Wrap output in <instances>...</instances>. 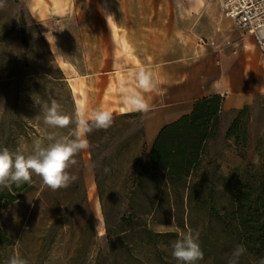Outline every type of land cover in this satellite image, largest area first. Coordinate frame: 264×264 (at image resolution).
<instances>
[{"label":"rangeland","instance_id":"obj_1","mask_svg":"<svg viewBox=\"0 0 264 264\" xmlns=\"http://www.w3.org/2000/svg\"><path fill=\"white\" fill-rule=\"evenodd\" d=\"M46 4L0 0V143L25 155L35 140L47 146L74 139L70 131L75 125L77 130L69 73L54 57L36 16ZM53 100L72 117L69 126L44 123L43 108ZM241 120L245 138L236 152L221 144L204 150L189 192L178 183L165 193L161 175L143 168L147 150L139 115L113 116L95 160L84 150L89 211L80 193L50 188L42 197L45 184L35 173L16 201L0 200V264L14 253L28 264H182L172 256V244L188 229L199 232L204 259L197 264H228L238 243L233 235L238 210L248 222V209L236 204L235 195L242 186H256L264 173V95ZM95 171L103 179L102 200L96 190L93 198L88 195ZM9 189L0 188L4 194ZM96 201L101 233L95 226ZM249 259L245 252L239 264Z\"/></svg>","mask_w":264,"mask_h":264},{"label":"crops","instance_id":"obj_2","mask_svg":"<svg viewBox=\"0 0 264 264\" xmlns=\"http://www.w3.org/2000/svg\"><path fill=\"white\" fill-rule=\"evenodd\" d=\"M48 1L36 16L86 120L99 110L136 113L124 100L140 92L150 105L139 112L148 157L166 125L217 95V135L205 150L221 144L236 152L227 131L239 111L253 109L264 95V57L251 35L222 16L221 0ZM142 68L151 72L149 92L138 85Z\"/></svg>","mask_w":264,"mask_h":264},{"label":"trees","instance_id":"obj_3","mask_svg":"<svg viewBox=\"0 0 264 264\" xmlns=\"http://www.w3.org/2000/svg\"><path fill=\"white\" fill-rule=\"evenodd\" d=\"M220 102L221 97L217 95L198 101L190 115L166 125L159 133L143 168L161 175L163 182L161 192L166 193L178 183H181L185 190L187 188L190 190V184L187 186L186 178L197 170L207 142L217 135ZM247 109L245 107L239 111L227 131V138L233 139L237 147L239 141L244 142L245 132L242 129L241 118ZM136 115H139V112L125 114L124 117ZM87 121L91 128L95 125L94 120ZM75 129L76 125L70 131L71 137H74ZM105 133V129H99L97 132L91 130L85 136L89 141L88 153L93 161L96 158L95 148L101 150L104 147L102 137ZM0 149H2L1 143ZM84 153V150L80 151L75 156L77 163L69 168L70 173L77 177L76 181L61 190L66 193H80L84 207L89 211L90 205L87 200V185L84 176ZM94 183L97 194L102 200L103 179L97 171L94 174ZM25 184L17 186L11 183L9 191L5 194L0 190V200L5 198L6 203L16 201L21 196L19 191L23 190ZM135 185L138 186L139 182L136 181ZM49 191L50 187L45 184L41 190V196L45 197ZM235 202L241 208L247 207L248 222L238 210V224L233 229V235L238 240L237 245L243 244L246 247V253L250 257L248 264H259L260 260L264 259V173L256 186L240 187L235 195Z\"/></svg>","mask_w":264,"mask_h":264},{"label":"clouds","instance_id":"obj_4","mask_svg":"<svg viewBox=\"0 0 264 264\" xmlns=\"http://www.w3.org/2000/svg\"><path fill=\"white\" fill-rule=\"evenodd\" d=\"M109 17L108 20H111ZM138 85L143 91L149 92L153 88L151 72L141 69L137 74ZM125 105L136 112L146 113L150 110L149 103L140 92L132 91L125 96ZM44 123L55 128H64L72 122V117L62 114L60 105L56 100L51 106H44ZM96 128L106 129L113 121L112 113L107 110H99L93 113ZM77 130L74 139L61 138L44 146L41 140L34 141V147L30 154H23L8 148L0 149V188L9 187L10 183L19 186L21 183L31 181L32 174L39 175L44 184L53 190L67 188L77 177L70 173L69 168L77 161L75 156L89 147V141L85 138L92 128L84 118L80 109H77ZM53 139V137H49ZM257 160L259 157L257 156ZM172 256L182 264H197L204 259V253L199 243V232L188 229L181 234V238L172 244ZM246 252V247L239 244L232 252L228 264H239V258ZM7 264H28L18 253H14ZM259 264H264L261 259Z\"/></svg>","mask_w":264,"mask_h":264},{"label":"built area","instance_id":"obj_5","mask_svg":"<svg viewBox=\"0 0 264 264\" xmlns=\"http://www.w3.org/2000/svg\"><path fill=\"white\" fill-rule=\"evenodd\" d=\"M221 13L236 30L255 39L264 57V0H222Z\"/></svg>","mask_w":264,"mask_h":264},{"label":"bare ground","instance_id":"obj_6","mask_svg":"<svg viewBox=\"0 0 264 264\" xmlns=\"http://www.w3.org/2000/svg\"><path fill=\"white\" fill-rule=\"evenodd\" d=\"M54 9L56 10V9H61V7H60V5H57V7H54ZM53 9V10H54ZM57 56L59 57V55L57 54ZM59 59H60V57H59ZM60 61H62V65H64V66H68V64L67 63H65V62H63V60L62 59H60ZM127 110H126V107H122V112H126ZM95 190H96V187H95V183H91L90 185H89V188H88V195H89V197L90 198H93L94 197V195H95ZM95 209H96V214H97V216H96V220H95V226H96V228L98 229V232L99 233H101V231H102V216H101V214H100V209H99V203L96 201V203H95Z\"/></svg>","mask_w":264,"mask_h":264}]
</instances>
